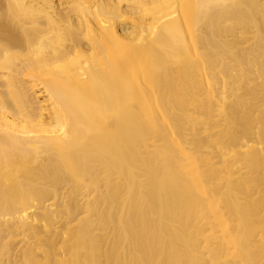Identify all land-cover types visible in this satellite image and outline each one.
<instances>
[{
	"label": "bare ground",
	"instance_id": "1",
	"mask_svg": "<svg viewBox=\"0 0 264 264\" xmlns=\"http://www.w3.org/2000/svg\"><path fill=\"white\" fill-rule=\"evenodd\" d=\"M0 264H264V0H0Z\"/></svg>",
	"mask_w": 264,
	"mask_h": 264
}]
</instances>
